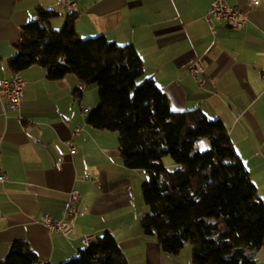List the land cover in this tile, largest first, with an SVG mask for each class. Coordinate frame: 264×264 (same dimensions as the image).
I'll use <instances>...</instances> for the list:
<instances>
[{
	"label": "crops",
	"instance_id": "crops-1",
	"mask_svg": "<svg viewBox=\"0 0 264 264\" xmlns=\"http://www.w3.org/2000/svg\"><path fill=\"white\" fill-rule=\"evenodd\" d=\"M74 1L80 36L104 34L118 44L132 43L145 75L166 93L172 110L200 108L223 122L264 203V0H224L245 12L239 29L221 19L207 21L213 0ZM38 6L58 12L53 28L71 13L60 0H0V78L13 77L7 61L20 26L36 18ZM197 59L203 71L195 77L189 65ZM20 75L26 81L20 107L13 110L8 98L0 99L1 168L7 174L0 183V264L16 240L29 244L37 264H62L79 254L83 234L104 231L129 264H192L191 246L166 253L143 232L141 185L147 175L124 166L116 132L87 123L98 103L97 87L77 98L73 91L80 85L73 75L49 80L39 65ZM197 148L206 150L207 141L198 140ZM71 189L79 193L73 230L50 232L41 219L65 218Z\"/></svg>",
	"mask_w": 264,
	"mask_h": 264
},
{
	"label": "trees",
	"instance_id": "trees-1",
	"mask_svg": "<svg viewBox=\"0 0 264 264\" xmlns=\"http://www.w3.org/2000/svg\"><path fill=\"white\" fill-rule=\"evenodd\" d=\"M73 14L53 28L58 12L38 6L36 18L20 26V40L7 61L11 71L20 74L39 65L49 80L72 74L80 85L73 91L77 98L96 84L98 103L87 123L116 132L124 166L146 172L141 185L146 211L139 221L164 252L189 243L192 264H256L264 247V203L226 126L200 108L172 110L166 93L145 75L132 43L118 44L104 34L82 37ZM200 139L207 141L206 150L197 148ZM166 155L173 168L165 164ZM39 262L23 240L11 243L3 261ZM62 264L129 263L114 236L104 231Z\"/></svg>",
	"mask_w": 264,
	"mask_h": 264
},
{
	"label": "built area",
	"instance_id": "built-area-1",
	"mask_svg": "<svg viewBox=\"0 0 264 264\" xmlns=\"http://www.w3.org/2000/svg\"><path fill=\"white\" fill-rule=\"evenodd\" d=\"M68 11L72 13H78L77 3L74 0H60ZM254 3H258L259 0H251ZM217 18L224 20L230 27L239 29L242 27L246 20V14L243 10L237 6L229 5L224 0H213L210 8L205 14V18L208 22L211 18ZM190 72L196 77L197 74L203 71L200 60L197 59L189 65ZM259 76L264 79V72H260ZM26 81L20 74H15L11 79L0 78V99L6 97L10 101V107L13 110H17L22 100L24 99V85ZM202 84V80L199 81ZM85 111V109H83ZM79 128H77L73 135L78 134ZM2 142V136L0 135V147ZM72 150L75 147L72 146ZM1 154V150H0ZM7 181V174L1 168V156H0V183ZM79 201V193L75 189H71L67 194L66 206H65V218L53 219L49 215L44 214L41 222L50 232H61L65 235H69L73 230L72 219L77 213V204ZM96 235L94 233H85L81 236L80 244L81 248H87L91 243L95 241Z\"/></svg>",
	"mask_w": 264,
	"mask_h": 264
},
{
	"label": "rangeland",
	"instance_id": "rangeland-1",
	"mask_svg": "<svg viewBox=\"0 0 264 264\" xmlns=\"http://www.w3.org/2000/svg\"><path fill=\"white\" fill-rule=\"evenodd\" d=\"M58 28H60V27H58ZM70 75H72V74H70ZM92 85L96 86L95 83H92L89 85V87H92ZM97 94H98V90H97ZM163 159H164V162H166V164L168 161L172 162V158L169 155H166L165 157H163ZM173 166H174V164H173ZM173 166H167V167L173 168ZM185 245L191 246L189 243H186ZM255 258H256V262H257L256 264H264V248H261L259 250V252L255 255Z\"/></svg>",
	"mask_w": 264,
	"mask_h": 264
}]
</instances>
